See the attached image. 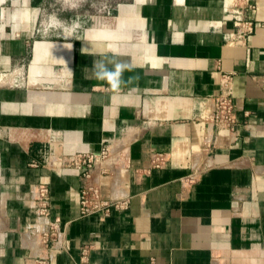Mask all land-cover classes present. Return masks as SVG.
I'll list each match as a JSON object with an SVG mask.
<instances>
[{"label":"crops","instance_id":"1","mask_svg":"<svg viewBox=\"0 0 264 264\" xmlns=\"http://www.w3.org/2000/svg\"><path fill=\"white\" fill-rule=\"evenodd\" d=\"M42 2L0 35V264H264V0L238 26L230 0H130L70 38ZM102 150L83 181L72 162ZM85 188L123 205L82 216Z\"/></svg>","mask_w":264,"mask_h":264},{"label":"built area","instance_id":"2","mask_svg":"<svg viewBox=\"0 0 264 264\" xmlns=\"http://www.w3.org/2000/svg\"><path fill=\"white\" fill-rule=\"evenodd\" d=\"M232 11L231 14L234 16L235 24L238 26L240 24L239 15L241 9L245 6H251L253 0H230ZM217 118L223 120L224 122L233 123V104L231 101V97L226 96L221 98L218 101V114ZM115 161V159H114ZM106 162H112V157L108 154L107 150H102L97 155L92 154H83L77 155L75 160L72 162V165L82 172L83 181L88 180L91 177V170L100 164H104ZM163 158L161 155H156L153 157L152 164L155 168H159L163 164ZM123 204H118L113 200H106L99 197V194L96 190L91 188H85L81 191L80 194V213L82 216H89L99 211L109 212V210L113 207H121ZM35 214L38 220H41L38 224L39 226L49 225L48 215H49V195L48 188L45 185H40L36 191V205H35ZM37 225V227H38ZM34 227H32L31 234H35ZM54 234H50L49 232L42 233V241L45 243L46 241H50ZM88 252L87 250H82V256L80 260V264H89L88 263ZM35 264H53L50 260L46 258H38L35 261ZM149 264H157L155 261L149 262Z\"/></svg>","mask_w":264,"mask_h":264},{"label":"clouds","instance_id":"3","mask_svg":"<svg viewBox=\"0 0 264 264\" xmlns=\"http://www.w3.org/2000/svg\"><path fill=\"white\" fill-rule=\"evenodd\" d=\"M6 0H0V5H3ZM31 0H11L12 9L6 10L0 8V35H3V29L7 26H16L23 9H28ZM63 10L72 11L77 10L86 3V0H57ZM31 11L39 12V9H32ZM7 13V20L5 22V15ZM15 18V19H14ZM43 32L47 35L50 31H62L65 38L73 37L78 30L82 28L81 18L77 16L71 21L61 19L56 12H51L47 15L46 20L42 24ZM79 38V37H77ZM98 66L103 68V63L98 62ZM126 65L117 63L114 71L103 70L98 72L99 78H106L113 88L119 87L121 81L120 76L124 71ZM130 70V69H129Z\"/></svg>","mask_w":264,"mask_h":264},{"label":"rangeland","instance_id":"4","mask_svg":"<svg viewBox=\"0 0 264 264\" xmlns=\"http://www.w3.org/2000/svg\"><path fill=\"white\" fill-rule=\"evenodd\" d=\"M129 1L130 0H86V3H84L79 9L66 11L63 10L59 3H57V0H43L41 4L43 16H45L43 22L46 20L48 14L51 12H56L57 15L63 20L71 21L72 19H75L77 16H79L81 18V23L85 21L90 23L112 12V10L115 9L117 5ZM51 32L60 34L63 33L62 31Z\"/></svg>","mask_w":264,"mask_h":264},{"label":"water","instance_id":"5","mask_svg":"<svg viewBox=\"0 0 264 264\" xmlns=\"http://www.w3.org/2000/svg\"><path fill=\"white\" fill-rule=\"evenodd\" d=\"M86 22V21H85ZM12 73H11V71L10 72H5V73H3V74H0V78L2 79V78H4V79H6V78H11L12 77ZM18 86V84L16 83V87Z\"/></svg>","mask_w":264,"mask_h":264},{"label":"flooded vegetation","instance_id":"6","mask_svg":"<svg viewBox=\"0 0 264 264\" xmlns=\"http://www.w3.org/2000/svg\"><path fill=\"white\" fill-rule=\"evenodd\" d=\"M0 204H1V202H0ZM0 220H1V217H0Z\"/></svg>","mask_w":264,"mask_h":264}]
</instances>
